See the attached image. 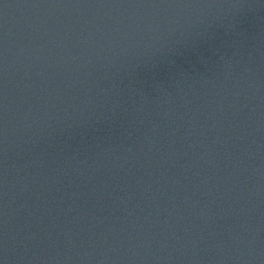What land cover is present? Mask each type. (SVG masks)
<instances>
[{
  "label": "water",
  "instance_id": "1",
  "mask_svg": "<svg viewBox=\"0 0 264 264\" xmlns=\"http://www.w3.org/2000/svg\"><path fill=\"white\" fill-rule=\"evenodd\" d=\"M0 264H264V0H0Z\"/></svg>",
  "mask_w": 264,
  "mask_h": 264
}]
</instances>
